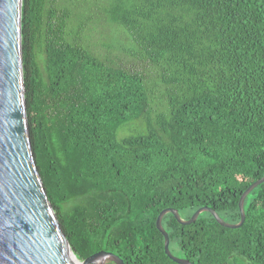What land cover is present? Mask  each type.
Masks as SVG:
<instances>
[{"label": "trees", "instance_id": "trees-1", "mask_svg": "<svg viewBox=\"0 0 264 264\" xmlns=\"http://www.w3.org/2000/svg\"><path fill=\"white\" fill-rule=\"evenodd\" d=\"M28 2L32 150L76 257L106 249L125 264H177L156 228L166 208L189 219L207 206L237 223L240 195L264 176V0H109L101 16L121 32L98 43L92 6L79 0L76 58L57 44L43 70L40 45L28 56ZM44 11L41 0L34 12ZM244 211L237 229L209 212L189 225L166 214L170 252L191 264H264V183Z\"/></svg>", "mask_w": 264, "mask_h": 264}, {"label": "water", "instance_id": "water-1", "mask_svg": "<svg viewBox=\"0 0 264 264\" xmlns=\"http://www.w3.org/2000/svg\"><path fill=\"white\" fill-rule=\"evenodd\" d=\"M22 1L0 0V264H125L116 253L102 249L79 260L60 226L40 177L29 134L23 76ZM264 183V176L252 182L240 195L237 223L223 220L211 207L197 209L189 219L166 208L156 218L164 237V252L177 264H191L174 256L169 236L162 225L171 213L182 225L196 221L203 212L228 229L245 221L244 202L248 194Z\"/></svg>", "mask_w": 264, "mask_h": 264}, {"label": "flooded vegetation", "instance_id": "flooded-vegetation-1", "mask_svg": "<svg viewBox=\"0 0 264 264\" xmlns=\"http://www.w3.org/2000/svg\"><path fill=\"white\" fill-rule=\"evenodd\" d=\"M41 0H29L28 8L32 11L29 16V33L27 38L28 56L36 53L38 45L43 54L39 66L43 70L47 53L53 46L60 44L74 49V59L79 43L78 38V0H45V11L42 16L35 12ZM32 4V5H31ZM34 12V13H33ZM40 19L41 26L37 29L35 21ZM35 58V57H34Z\"/></svg>", "mask_w": 264, "mask_h": 264}, {"label": "rangeland", "instance_id": "rangeland-1", "mask_svg": "<svg viewBox=\"0 0 264 264\" xmlns=\"http://www.w3.org/2000/svg\"><path fill=\"white\" fill-rule=\"evenodd\" d=\"M87 1V4L92 6V28H93V42L98 43L100 38L104 42H109L113 36H118L121 31L118 30L117 26L110 25L105 23L106 19L103 20L101 12L99 9L100 3L102 6L109 5V0H84ZM81 2V0H80ZM78 0V3H80ZM83 2V1H82ZM81 2V3H82ZM32 5V4H31ZM104 264H110V262H105Z\"/></svg>", "mask_w": 264, "mask_h": 264}]
</instances>
